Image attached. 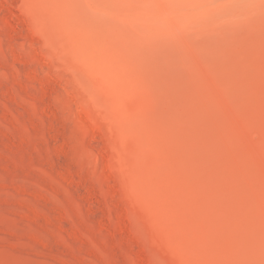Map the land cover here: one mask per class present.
Instances as JSON below:
<instances>
[{
  "label": "rangeland",
  "instance_id": "1",
  "mask_svg": "<svg viewBox=\"0 0 264 264\" xmlns=\"http://www.w3.org/2000/svg\"><path fill=\"white\" fill-rule=\"evenodd\" d=\"M0 264H264V0H0Z\"/></svg>",
  "mask_w": 264,
  "mask_h": 264
}]
</instances>
